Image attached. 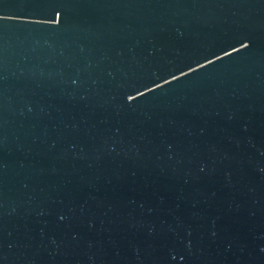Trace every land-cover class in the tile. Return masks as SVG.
Segmentation results:
<instances>
[{"label":"water","instance_id":"95a60500","mask_svg":"<svg viewBox=\"0 0 264 264\" xmlns=\"http://www.w3.org/2000/svg\"><path fill=\"white\" fill-rule=\"evenodd\" d=\"M0 264H264V0H0Z\"/></svg>","mask_w":264,"mask_h":264}]
</instances>
